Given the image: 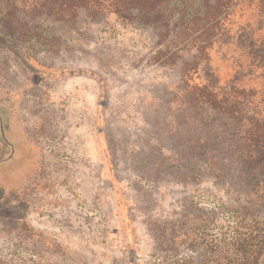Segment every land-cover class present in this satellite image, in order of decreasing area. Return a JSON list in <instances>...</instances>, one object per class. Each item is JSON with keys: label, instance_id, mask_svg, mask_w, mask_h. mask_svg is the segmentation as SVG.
<instances>
[{"label": "rangeland", "instance_id": "374dc122", "mask_svg": "<svg viewBox=\"0 0 264 264\" xmlns=\"http://www.w3.org/2000/svg\"><path fill=\"white\" fill-rule=\"evenodd\" d=\"M10 2L23 35L20 53L0 46V264H231L215 258L233 252L239 206L182 160L208 122L234 151L217 117L178 91L192 54L163 64L150 28ZM248 219L264 229V210ZM184 222L206 225L203 241L171 248L164 232Z\"/></svg>", "mask_w": 264, "mask_h": 264}, {"label": "trees", "instance_id": "16d2710c", "mask_svg": "<svg viewBox=\"0 0 264 264\" xmlns=\"http://www.w3.org/2000/svg\"><path fill=\"white\" fill-rule=\"evenodd\" d=\"M22 2L27 13L56 21L71 22L84 12L90 19L111 15L150 28L164 46L154 57L163 64L174 65L192 54L180 75L178 91L187 103L194 104V108L198 105L217 117L225 133L229 132L231 139L226 142H232L234 151L228 153L223 149L222 141L216 142L218 134L208 122L205 126L210 130L198 136L195 142L193 140L195 145L188 148L191 151L182 159L186 163L201 162L202 169H185V175L189 174V179L194 182L207 175L214 181L216 189L226 191L231 202L239 206L231 212L236 220V225L230 227L234 233L233 242L229 243L233 244V252L228 259L216 257L215 260L258 264L257 258L264 250V229L260 223H251L248 218L264 210V0ZM21 35L23 31L13 3L0 0V46L20 53ZM21 60L26 62L23 57ZM197 148L201 151L197 152ZM205 226L196 228V222H184L179 232L166 229L165 243L171 248L183 244L194 249L199 241H203L197 237V231ZM245 227L243 236L240 232ZM220 239L218 242L226 244ZM213 242H216L215 237L204 244L210 246L206 249H216Z\"/></svg>", "mask_w": 264, "mask_h": 264}]
</instances>
